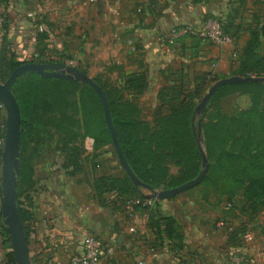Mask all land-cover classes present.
Instances as JSON below:
<instances>
[{
    "label": "crops",
    "instance_id": "crops-1",
    "mask_svg": "<svg viewBox=\"0 0 264 264\" xmlns=\"http://www.w3.org/2000/svg\"><path fill=\"white\" fill-rule=\"evenodd\" d=\"M163 3L164 0H0V62L2 58L22 64L61 62L60 57L71 60L68 46L76 45L74 36L79 26L69 15L80 11L83 19L80 25L88 31L83 35L87 48L80 50V54L96 51L98 59L102 57L100 52L106 54V58L111 55L126 74L151 75L170 67L182 68L186 73L189 63L200 57L201 49H206L203 48L205 42H180L181 50L177 55L158 46L157 37L192 17L207 13L220 16L226 7L239 10L240 6L237 1L230 3V0L193 5L182 0L173 8L164 7ZM171 9L176 10L172 12ZM179 10L181 13L177 15ZM189 10L198 13L187 18L183 12ZM239 36L237 39L228 36V44L237 42L240 51L249 36L244 31ZM126 38L143 46V51L132 55L124 43ZM148 42L153 46L145 47ZM226 49L212 46L202 55L216 60L219 71L226 73L229 68ZM2 112L0 109V116ZM190 198L155 201L144 196L118 198L114 193L104 194L101 202L75 216L64 231L53 225L52 218L44 212L43 203L25 206L24 209L31 213V219L25 222L31 264H69L70 255L78 249L85 234L97 236L113 248V255L102 264H230L229 255L237 252H247L254 258V264H262L255 253L264 246V237L260 239L262 245L258 243L250 248L215 227L221 220L238 224L237 219H243L245 213L230 211L233 204L225 209V199L217 205L210 196L202 200ZM157 215L174 219L177 233L173 239L161 240L155 236L150 221ZM3 228L0 215V264H9L6 254L10 244L3 235ZM51 236L61 244L56 251L50 250Z\"/></svg>",
    "mask_w": 264,
    "mask_h": 264
},
{
    "label": "rangeland",
    "instance_id": "rangeland-1",
    "mask_svg": "<svg viewBox=\"0 0 264 264\" xmlns=\"http://www.w3.org/2000/svg\"><path fill=\"white\" fill-rule=\"evenodd\" d=\"M174 1L164 0L163 5L173 8L182 3V0ZM183 1L193 5L196 0ZM258 3L259 0H247L242 6H239L238 11H235L234 7H226L223 13L234 17L235 24L239 25L240 30L246 32L253 21L254 13L256 11L264 13V7ZM175 10L171 9L172 12ZM180 13V10L176 12L177 15ZM183 13L189 18L188 15L192 16L198 12L194 13L189 10ZM69 16L76 20L77 26H79L78 34L74 36L76 45L68 46L71 48L69 53L72 56L71 60L60 57L59 61L73 65L83 73L86 71L88 77L92 78L107 94L116 115L119 113L128 119H137L149 128L156 127L168 114L171 106H177L181 101L197 105L213 83L223 77H231V74L239 67V57L245 46L244 44L240 51L237 48V42L234 44L231 42L223 47L227 48L226 50L229 52L227 61L229 68L226 73L219 71L216 60L206 59L202 55L208 47H212L211 44L205 42L203 48L206 49H201L200 57L189 63L186 73L182 68L174 70L171 67L165 72H152L151 75L147 73L145 74L144 87L129 91L123 88L127 74L115 63L111 55L106 58L107 55L100 52L102 57L98 59L96 51L80 54V50L87 48L86 38L83 35L88 34V31L80 25L83 20L80 11H74ZM209 16L217 17L218 15L202 14L195 18L192 17L179 26L192 25L194 21ZM174 27L178 26L173 25L171 28ZM163 47L170 53L174 51L178 55L181 43L177 42L171 49ZM233 51L234 53H232ZM88 89L86 86L73 85L66 80L52 85L47 94L46 104L35 108L34 112L30 114H25L24 125L20 128L22 141L19 160L31 168L30 182L19 191L20 207L24 209L25 206H34L37 202L43 203L47 217H51L53 225L63 231L69 228L75 216L83 213L92 204L101 202L102 199H98L94 188L95 179L113 177L128 180L118 163L111 142H106L105 145L98 143L97 145L95 140L86 135L90 121H94L100 129H103L105 124L100 103L94 92ZM213 96L209 99L201 118L203 151L208 161L207 173L211 171L217 152L209 150V146L205 143V135L208 136L215 132L212 125L219 119V116L231 118L241 111L255 109L264 117V91L240 89L222 91ZM0 109L3 111L1 116L4 118V110L1 106ZM197 122V119L194 120V125ZM229 129L232 130L230 127ZM203 131L205 135H203ZM232 131L236 132L237 129ZM237 135H240V131H237ZM2 137L4 138V132ZM183 142L182 147L186 149L188 144L186 141ZM213 144L210 143V147ZM195 146L197 147V143ZM235 148H237L236 144ZM183 167L173 160L168 161L165 165L168 170L167 177H177L184 171ZM198 167L200 171L201 160ZM138 191L142 195L148 194L143 189ZM229 192L234 194L231 203L233 208L230 211H242V206L248 208L249 203L242 205L239 202L243 197L242 189L236 190L221 184L218 187H214L211 183L199 184L175 196L172 200H180L184 197H191V200H202L203 197L210 196L218 205L226 198L223 195ZM232 215L237 217L235 212ZM236 222L238 223L235 224L236 226L254 234V242L253 245H249L250 248L262 245L260 239L264 237V207L258 208L257 214L254 216L247 212L243 219H237ZM239 243L242 242L239 241ZM243 245L245 244L243 243Z\"/></svg>",
    "mask_w": 264,
    "mask_h": 264
},
{
    "label": "trees",
    "instance_id": "trees-1",
    "mask_svg": "<svg viewBox=\"0 0 264 264\" xmlns=\"http://www.w3.org/2000/svg\"><path fill=\"white\" fill-rule=\"evenodd\" d=\"M211 0H196L194 4ZM216 1V0H213ZM219 1V0H218ZM238 2L242 5L247 0H230V3ZM229 5V3H227ZM259 5L264 7V0H259ZM235 11L237 9L233 8ZM234 12V11H233ZM235 13V12H234ZM216 18L226 36L238 38L239 25L235 24V18L230 14L223 13L221 16H209L203 19ZM183 26V25H182ZM180 27V26H178ZM249 35L248 40L242 49L239 57V67L231 74L239 77L264 78V13L256 11L250 28L246 31ZM231 34V35H230ZM186 40L202 41L194 36H186L178 42ZM22 63L15 60L8 61L2 58L0 62V81L5 82L9 74ZM62 79H46L35 74H26L19 78L12 86L11 92L16 100L20 113V128L24 125V115L34 112L42 104H46L48 91L51 86L60 82ZM146 76L142 73H132L125 76L123 88L125 90H139L145 85ZM69 83L73 85V82ZM43 85V87H41ZM264 91V84L247 83L240 85L225 86L218 89L214 96L222 91L237 90ZM91 91L90 89H88ZM92 92V91H91ZM105 93V92H104ZM112 118V123L116 132L117 140L120 145L124 159L134 176L146 185L150 190H170L177 188L195 178L199 172L198 163L201 160L197 147V123L194 120L198 116L195 114L197 105L190 102L181 101L177 106H171L168 114L154 128L146 127L137 119H128L121 114H115L112 104L105 93ZM213 96V97H214ZM205 111V110H204ZM203 111V113H204ZM227 124V125H226ZM214 133L205 135V143L209 150L217 152L215 161L200 184L211 183L214 187L219 184L233 188L242 189L243 197L239 201L242 205L249 203L248 208L242 206L243 213L249 212L256 215L257 209L264 207V117L255 109L241 111L231 118L219 116L213 123ZM237 129L240 135L229 129ZM241 129V130H239ZM4 132V118L0 116V137ZM86 135L99 145H105L110 141L109 133L105 124L103 129L90 121ZM22 134L20 132V145ZM186 141L188 147H182ZM210 143H214L210 147ZM235 144L237 148H235ZM175 161L183 165L182 171L177 177H167L168 170L165 165L168 161ZM215 176L213 177V175ZM31 168L28 164L19 160V174L17 177V207L22 224L23 233L27 243L28 229L25 222L31 219V213L20 207V189L30 181ZM94 188L98 199L106 193H114L118 198L124 196H134L142 198L138 189L134 188L130 180H120L113 177H101L94 181ZM233 193L229 192L226 202L232 203ZM122 201V199H120ZM156 203V202H155ZM150 228L156 237L173 239L177 233V224L170 216L157 215L150 221ZM3 235L8 241V237L3 228ZM97 237V236H96ZM237 240L236 238H231ZM6 254L9 264H15L13 255L10 251Z\"/></svg>",
    "mask_w": 264,
    "mask_h": 264
},
{
    "label": "water",
    "instance_id": "water-1",
    "mask_svg": "<svg viewBox=\"0 0 264 264\" xmlns=\"http://www.w3.org/2000/svg\"><path fill=\"white\" fill-rule=\"evenodd\" d=\"M71 59V58H70ZM26 74H35L46 79H62L80 84L91 89L96 95L101 109L106 129L109 133L112 148L118 159L123 172L130 180L134 188L146 190L148 194L143 196L155 201L173 199L175 196L199 185L208 171V161L203 151L201 132V118L209 99L215 92L225 86L240 85L247 83L264 84V78L231 76L213 83L195 107L197 122V150L201 158V169L197 177L177 188L170 190H150L146 185L137 180L128 167L117 140L116 132L112 123L110 107L104 91L95 81L73 65L63 62L55 63H26L15 68L5 82L0 83V106L3 108L4 117V144L0 162V215L3 227L8 237L11 253L15 264H31L28 246L22 229L17 207V177L19 174L20 157V113L16 100L11 92L12 86L17 80Z\"/></svg>",
    "mask_w": 264,
    "mask_h": 264
},
{
    "label": "built area",
    "instance_id": "built-area-1",
    "mask_svg": "<svg viewBox=\"0 0 264 264\" xmlns=\"http://www.w3.org/2000/svg\"><path fill=\"white\" fill-rule=\"evenodd\" d=\"M1 25L2 21L0 18V28ZM186 36L200 38L203 42H208L216 48H223L229 43L228 36L223 33L221 24L216 18L202 19L198 23L192 25L171 28L167 32L160 34L156 39V43L160 47L166 46L171 49L181 38ZM124 43L132 55H138L144 49L143 46H139L132 38H126ZM152 46V42H148L145 45L147 48ZM3 144L4 138L0 137V157L3 151ZM230 207L231 203L226 202L224 204L225 209H229ZM215 227L222 230L229 238H236L246 246L253 245L254 234L249 230L242 229L224 220L218 221ZM51 240L50 250H58L61 247L60 242L52 236ZM112 255L113 248L111 246L99 237L92 234H85L78 249L70 255L69 264H102L106 258ZM255 256L264 264V248L257 250ZM228 262L230 264H254L255 260L253 257H250L247 252H237L229 255ZM139 264L146 263L141 262Z\"/></svg>",
    "mask_w": 264,
    "mask_h": 264
}]
</instances>
